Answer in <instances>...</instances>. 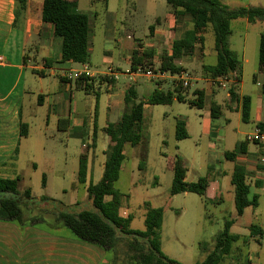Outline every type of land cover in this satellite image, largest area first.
<instances>
[{
  "label": "crops",
  "instance_id": "obj_1",
  "mask_svg": "<svg viewBox=\"0 0 264 264\" xmlns=\"http://www.w3.org/2000/svg\"><path fill=\"white\" fill-rule=\"evenodd\" d=\"M67 1L75 4L80 10L77 6L78 0ZM220 1L232 10L241 7H264L262 3H256L254 0ZM42 9L43 0L41 2L27 0L26 8L23 10L18 8L16 0H0V177L4 178L20 176L23 179L22 175L17 171V164L21 154L20 149L23 141L28 139L30 135V121L39 115L40 107L43 108L40 112L41 118L46 120L47 126L51 123V114L57 117L53 122L57 123V128L66 130L68 142L75 138L84 137L86 134L89 136L92 132V142L88 144L84 143L83 152L80 154V161L83 155L87 157L89 172L91 169L89 166L90 149L97 146L100 132L107 134L105 128L108 124L116 123L121 119L125 109L124 100L128 88L133 87L137 91L139 99L145 100L156 88L164 91H173L176 87L173 85V82L177 81L175 76L168 72L164 75L151 78L145 74L135 73L131 70L132 51L138 47L137 44H140L141 50L151 49L154 51L152 62L154 68L158 69L163 55H170L172 53L173 42L180 39L186 29L192 28L191 20L188 17H181L178 20L171 7L168 6L165 16L162 18L159 16L155 23L149 25V33L145 35V38L138 37L134 27L122 30L121 34L124 37L119 39L118 45L121 53L129 52L130 56L127 59L130 64L129 68L122 71L119 66L109 63L101 67L97 65L98 67L94 69L91 58L88 63L76 62L72 59H62L61 41L53 37L52 24L43 21ZM234 20L242 21L244 35L247 38L252 22L243 17ZM89 24L91 27L90 14ZM210 30V28H206L197 33L198 36L204 37V42L198 41L195 44L192 56L184 55L174 59V62L183 71H185L188 65L191 66L194 63L198 47L202 53L200 61L205 57L204 43L206 34ZM261 32L258 34V39L254 40V47L255 44L258 46L256 62L255 56L251 59L247 55L245 48L242 50L241 56L236 50L231 48L238 55L242 65L241 80L237 85L235 97L232 98L229 88L212 86L205 80L207 78L203 75L197 77L201 79L202 86H197L196 88H203L204 105L205 103L210 105L209 112L205 114V119L208 120V123L211 119L215 120L221 116H224L225 123H228L231 121L229 113L235 112L238 120L241 119L243 122L252 125L250 128L245 129L238 122L239 126L236 131L239 135L243 136V139L237 141L234 148L237 144L243 143L245 151L238 153L234 160H229L225 157V153L234 148L231 150L220 149L219 146V143L224 139L219 134V131L224 129V127L214 122V120L212 123H209L208 136L215 139V142L210 143V153L215 157V164L223 165L226 161L232 162V165L229 167L220 166L214 177H210L209 174L205 176L209 180L205 197L217 203L223 200V182L220 178L221 176H230L232 184V175L236 165L243 166L247 171L246 181L249 185V195L253 192V196L257 195L259 198L256 189H264V144L245 140L248 132H251L260 124L264 125V69H259V41ZM198 43L201 45L198 46ZM107 53L110 54V51H107ZM85 65L93 71L105 70L111 67L114 71L120 73L117 80L103 76L95 77V89L100 93L98 101L94 93H85V91L77 86L75 78L69 77V74L83 70ZM247 65L252 66L250 79L254 83V87L246 88L245 86L246 80L242 71L245 70ZM29 72L33 73L35 78L38 79L37 84L39 86L36 84L33 88L31 85H28ZM185 72L188 71L186 70ZM122 73H124L126 81L121 84L120 78ZM45 78L49 79L51 83L43 85L42 81ZM188 91H185L187 98H189ZM81 93H84L82 98ZM103 94H105L103 106L105 107L107 119L105 124L101 126L99 124V115L103 107ZM245 96H249L251 100L248 121H244L242 118V107ZM93 97L95 98V105L92 108ZM193 98L195 99V95ZM81 99L82 102L79 103ZM175 101L178 100L174 99L172 103ZM149 105L148 103L145 104L144 113ZM212 108H215V116L213 115ZM25 116H29L30 118L27 119ZM178 119L185 122V127L189 134L188 137H190L193 125L187 118L185 119L181 115L176 117L175 137ZM22 122L28 124V134L26 136H21ZM46 130L48 131V128H45ZM109 142L110 137L108 136L107 147ZM127 145L130 144H125V159V148ZM106 149H103L104 154ZM172 158L175 157H171L169 160ZM105 160H102L103 168ZM188 172L189 169L187 167L185 179L188 182H192V180H188ZM107 197L106 200H109ZM124 205L123 198H121L117 208V215L131 218ZM23 209L24 215L21 222L0 219V264H127L126 254L122 255V253H119L117 255V252H113L114 250L112 249L105 250L96 244L79 239L68 227L58 221V215L61 211L58 208L47 204L42 208L23 204ZM36 211H41L42 213L38 214ZM34 218L35 220H33ZM231 220H233L232 228L237 218L235 217ZM253 225L257 228L254 233L252 231ZM248 228L249 234L241 235L238 232L234 233L240 236L234 245V249L239 245L238 243L243 245V264L245 262H247L246 264H264V247L258 249L254 245L253 248L248 238L251 236L253 238L261 237V239H264V226L253 223L248 225ZM160 244L163 251L161 239ZM120 249L122 251L123 248L120 246ZM164 254L171 259L173 258L165 252Z\"/></svg>",
  "mask_w": 264,
  "mask_h": 264
},
{
  "label": "rangeland",
  "instance_id": "obj_2",
  "mask_svg": "<svg viewBox=\"0 0 264 264\" xmlns=\"http://www.w3.org/2000/svg\"><path fill=\"white\" fill-rule=\"evenodd\" d=\"M38 1L42 0H34V2ZM254 1L264 6V0ZM77 6L91 16L90 52L94 69L98 67L97 65L101 67L113 63L125 71L130 66L127 60L130 55L129 52H122L125 56L122 57L118 45L119 39L124 37L121 34L122 30L134 27L136 35L145 38V35L149 33V25L155 23L159 16L164 17L169 5L166 0H78ZM241 22L234 20L231 23L232 33L229 38L231 48L240 56L245 48L251 59L255 56L256 62L258 46L255 44L254 47V40L258 39L261 31H264V21L252 22L247 38H245L244 25ZM214 42V33L210 30L206 34L204 43L205 57L200 61L202 53L198 47L194 63L185 69L188 75L194 78L200 77L202 64H213L217 61ZM200 45L198 43V46ZM107 51H110V54ZM251 69L252 66L247 65L242 71L246 88L255 86L250 79ZM125 78L122 73L121 84L126 81ZM37 81L33 73L29 72L28 85L34 88ZM200 81L185 88L189 90L187 92L189 99L194 96V88L202 86ZM50 83L47 78L42 81L43 85ZM177 84V81L173 82V85ZM83 96L84 93H81V98ZM92 100L93 108L95 98L93 97ZM104 100L105 94L102 96V106ZM81 102L82 99L79 103ZM42 109L40 107L39 115L30 121V135L23 141L20 149L21 154L17 164V171L23 177L19 182L20 192L30 188L33 196L30 205L39 208L47 204L68 212L94 209L88 197L87 186L91 182H99L102 178L104 171L102 160L106 159L103 149L107 148V134L100 132L97 146L90 149L91 169L86 182L81 183L78 178L80 154L83 152V144L92 142V132L89 136L86 134L84 137L68 142L66 130L57 128V123L53 122L57 117L51 114V123L47 126L46 120L40 115ZM209 110L208 103L201 108L191 106L188 101H175L167 105L150 104L144 113L142 142L136 146H126V159L120 176L118 180L108 184V187L120 191L124 206L131 215L130 227L134 230L146 229V203L152 207L163 208V223L160 229L163 251L183 264H194L204 260L209 249H212L215 238L224 229L227 220L237 218L231 231L241 235L249 234L248 225L250 224L257 223L264 226V189H256L259 194V206L247 207L245 213L238 216L230 176L220 178L223 182V200L218 203L192 192L175 195L170 193L174 177V172L169 167L171 157L179 155L186 161L189 169L188 180L192 181H197L199 177H205L208 174L214 177L220 166L232 165L230 161H226L223 165L215 164V157L210 153V143L215 142V139L208 136L209 123L214 120L211 119L208 123L205 119V114ZM229 114L231 121L228 123H225L224 116L214 120L224 127L219 131L224 138L219 143L220 149L231 150L237 141L243 139V136L236 131L238 122L245 129L252 126L241 119L238 120L235 112ZM179 115L187 118L193 125L191 136L181 140L175 137V121ZM106 119L103 106L100 110L99 124L101 126L105 124ZM45 128H48V131H45ZM142 161H145V168L140 167ZM253 194L252 192L249 197L253 198ZM44 196L48 199H42ZM18 197L22 199L21 196ZM107 199L110 200L111 196L108 195ZM36 213L42 212L36 211ZM248 238L253 248L254 245L258 249L264 247L263 238L251 236ZM205 244L207 249L203 248ZM238 244L233 253L226 257L224 264H235L242 259L243 245Z\"/></svg>",
  "mask_w": 264,
  "mask_h": 264
},
{
  "label": "trees",
  "instance_id": "obj_3",
  "mask_svg": "<svg viewBox=\"0 0 264 264\" xmlns=\"http://www.w3.org/2000/svg\"><path fill=\"white\" fill-rule=\"evenodd\" d=\"M18 8L25 9L27 0H16ZM178 20L181 17H188L191 20L192 28L186 29L180 39L175 40L172 45V53L164 54L158 69L154 68L152 58L154 51L151 49L141 50L140 44L132 51L131 70L136 71L139 67L144 69L152 68L156 72H168L177 74L182 71L174 59L188 55L192 56L195 44L204 42L203 36L197 33L210 28L214 33V48L217 55L215 64H203L202 75L206 78H214L235 72L234 81L231 82L229 91L233 97L236 96V89L241 80V61L234 50L230 47L229 38L232 33L231 21L237 18H247L250 22L257 20L264 21V7H241L229 9L220 0H166ZM43 21L52 24V35L61 41V56L64 60L88 63L91 58L90 52V24L89 14L79 10L75 4L67 0H43L42 9ZM259 69H264V31L259 41ZM71 80V79H70ZM77 86L85 93H94L98 101L100 93L95 89L96 78L83 74L76 78ZM185 87L178 82L173 91H164L156 88L145 100L139 99L137 91L130 87L125 94V109L121 119L116 123H110L105 132L110 137L109 145L105 151L106 160L102 178L97 183H90L87 186L88 197L94 209H82L80 211H60L58 221L68 227L79 239L93 243L105 250H114L127 256V264H183L169 258L161 249L160 229L163 223V208L147 205L145 216V230H134L130 227L131 218H124L117 215V208L121 200V193L113 187H108L111 181L118 180L121 167L125 160L124 147L129 143L136 146L143 139L144 106L146 103L152 105L170 104L174 99L181 102H189L199 108L204 106V90L196 88L193 93L195 99L187 98ZM185 93V94H184ZM251 100L245 96L242 107V118L249 120ZM215 116V108H212ZM264 127V125H259ZM28 134V124L21 123V136ZM189 136L185 122L177 120L176 138L185 139ZM243 143L225 153V157L234 160L236 155L245 151ZM145 161L140 163L145 168ZM169 167L174 172L170 193L192 192L202 197L206 196L209 186L207 177H200L197 181H186L187 166L185 160L176 155L170 159ZM88 176V162L85 155L82 156L78 171V178L85 183ZM247 171L243 166L236 165L232 175V184L235 188V206L237 215L244 213L247 207L258 206V196L249 198V185L246 181ZM21 177L14 178L0 177V219L23 221L24 205H30L33 196L30 188L24 192L19 190ZM110 195L111 199L106 200ZM18 196H21L22 199ZM42 199H48L44 196ZM35 220V218L33 219ZM233 220L225 222L224 229L215 238L212 249L209 250L205 259L194 264H222L226 257L233 253L234 245L240 236L231 232ZM252 226V231L256 230ZM125 245V246H124ZM120 246L122 249H120ZM127 246V248H126ZM126 248V249H125ZM204 249H207L206 244ZM240 259V258H238ZM243 259L235 264H243ZM247 262H245L246 264ZM224 264V263H223Z\"/></svg>",
  "mask_w": 264,
  "mask_h": 264
},
{
  "label": "built area",
  "instance_id": "obj_4",
  "mask_svg": "<svg viewBox=\"0 0 264 264\" xmlns=\"http://www.w3.org/2000/svg\"><path fill=\"white\" fill-rule=\"evenodd\" d=\"M135 73H142L145 74L151 78H155L156 76H161L166 74L167 72L158 71L156 72L154 69L147 68L144 69L142 67H139ZM83 74H86L90 77H109L110 79H118L120 76V73L113 70V68L108 67L105 70H99V71H93L88 66H84L83 70L81 71H75L74 73L69 74L70 78H79ZM175 76V79L180 82L185 88L190 87L193 83H198L200 81V78H194L187 74L185 71H180L177 74H173ZM236 73H229L222 76H217L214 78H207L205 79L207 82H209L212 86L220 87V88H229L231 82H233L235 79ZM245 140L248 142H257L264 144V127L256 126L251 132H248L245 136ZM264 244V239H263Z\"/></svg>",
  "mask_w": 264,
  "mask_h": 264
},
{
  "label": "flooded vegetation",
  "instance_id": "obj_5",
  "mask_svg": "<svg viewBox=\"0 0 264 264\" xmlns=\"http://www.w3.org/2000/svg\"><path fill=\"white\" fill-rule=\"evenodd\" d=\"M2 196H3V195H2V194H0V200H1Z\"/></svg>",
  "mask_w": 264,
  "mask_h": 264
}]
</instances>
